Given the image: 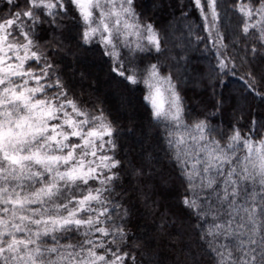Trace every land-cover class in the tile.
Listing matches in <instances>:
<instances>
[{"label": "snow or ice", "instance_id": "1", "mask_svg": "<svg viewBox=\"0 0 264 264\" xmlns=\"http://www.w3.org/2000/svg\"><path fill=\"white\" fill-rule=\"evenodd\" d=\"M192 7L211 40L216 0ZM167 36L138 0H0V264H141L139 221L163 215L156 197L176 178L210 264L264 261L255 240L229 234L264 200V89L245 84L259 109L226 108L221 81L196 63L207 41ZM113 84L140 93L147 124L105 106L97 93ZM188 91L210 94L204 111H188ZM180 129L192 148L177 147Z\"/></svg>", "mask_w": 264, "mask_h": 264}, {"label": "trees", "instance_id": "2", "mask_svg": "<svg viewBox=\"0 0 264 264\" xmlns=\"http://www.w3.org/2000/svg\"><path fill=\"white\" fill-rule=\"evenodd\" d=\"M138 2L147 16L153 17L162 27L168 28L169 47L173 42H177L181 47L191 43L193 48L199 46L204 49L205 44L197 45V38L207 41L211 50L203 53L206 55V59L196 61V63L209 69V83H213L217 79L221 81L220 87L216 91L217 94L223 92L226 108H230L232 104H235L237 109L245 110L249 107L256 109L261 107V102L258 99L247 95L245 84L264 89V45L260 42V34H264V23L261 26L256 25L260 18L259 15L264 13V3L257 7L256 0H216L219 20L213 22L214 30L211 32V40H208V33L203 27L204 21L196 15V11L192 7V0H138ZM237 9H242L243 13L238 12ZM244 9L251 12V20L246 18ZM263 16L264 14L261 18L264 19ZM245 27L252 29L247 35L244 34ZM226 37L229 38L227 44L224 43ZM17 42L22 43V41H11V43ZM253 44L257 48L255 58L250 52ZM216 49L219 50L218 56L214 54ZM194 54L201 55L200 52ZM218 63H221L226 71L219 72L211 68V65ZM95 71L106 78V67L97 64ZM225 81L227 82L226 87ZM197 91L201 92L200 86H197ZM121 93H123L122 96ZM97 95L105 101L106 107L113 111L119 109L122 123H127L124 116L127 111L128 113L135 112L137 121L147 124V113L139 92H128L122 86L113 84L110 88H104ZM187 96L190 97L186 100L188 111L194 113L204 111L211 100L209 93L196 95V93L188 91ZM227 115L231 116L233 113L229 112L224 116H218V119H227ZM221 127L223 128L224 125ZM152 131L154 129L149 128V132ZM179 134L183 136L184 143H178L177 147L192 148L194 142L189 139L187 130L180 129ZM139 135L138 133L137 139H139ZM124 140L126 144L134 145V141L129 137H124ZM134 146L138 147V145ZM125 151H128V148ZM165 170L172 174L171 168ZM180 183V180L176 178L174 184H170L162 195L156 197L162 205L163 215L145 213L139 221V231L148 234L147 246L141 245L142 251L135 253L141 264H210L211 257L202 249L195 227L181 209L179 193L183 189ZM256 204L259 205V212L253 207ZM246 207L247 212L241 209L240 217L234 222L233 231L229 234L239 233L241 236L247 237L249 241L255 240L257 246L264 249V240H262L264 238V200L253 201ZM133 230L135 231V229ZM236 256L235 264H240V253H236ZM257 264H264V261L258 260Z\"/></svg>", "mask_w": 264, "mask_h": 264}, {"label": "rangeland", "instance_id": "3", "mask_svg": "<svg viewBox=\"0 0 264 264\" xmlns=\"http://www.w3.org/2000/svg\"><path fill=\"white\" fill-rule=\"evenodd\" d=\"M249 12H250L249 10L244 9V14L246 15V18L251 20V15L248 14ZM263 14H264V13H262L261 15H259L260 18L258 19L256 25L261 26L262 23H264V19L261 18V16H262ZM263 17H264V16H263ZM250 20H249V22H250ZM209 24H210V26H211V32H213V30H214V23H213V21L210 20V21H209ZM248 25H249V23H248ZM249 26H250V25H249ZM171 36H172V34H171ZM173 39H174V38H173Z\"/></svg>", "mask_w": 264, "mask_h": 264}]
</instances>
